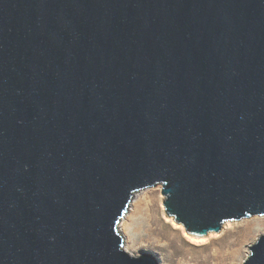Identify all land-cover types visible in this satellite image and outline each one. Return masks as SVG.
<instances>
[{"label": "water", "instance_id": "1", "mask_svg": "<svg viewBox=\"0 0 264 264\" xmlns=\"http://www.w3.org/2000/svg\"><path fill=\"white\" fill-rule=\"evenodd\" d=\"M156 185L189 234L264 216V0H0V264H159L119 229Z\"/></svg>", "mask_w": 264, "mask_h": 264}, {"label": "rangeland", "instance_id": "2", "mask_svg": "<svg viewBox=\"0 0 264 264\" xmlns=\"http://www.w3.org/2000/svg\"><path fill=\"white\" fill-rule=\"evenodd\" d=\"M163 200L160 185L142 189L133 196L126 213L129 216L126 234L120 230L128 253L152 254L159 264H242L248 246L264 233V219L253 216L227 221L229 225L224 224L219 233L193 235L202 239L191 240L170 222L173 218L166 215ZM248 236L244 243V237Z\"/></svg>", "mask_w": 264, "mask_h": 264}, {"label": "bare ground", "instance_id": "3", "mask_svg": "<svg viewBox=\"0 0 264 264\" xmlns=\"http://www.w3.org/2000/svg\"><path fill=\"white\" fill-rule=\"evenodd\" d=\"M128 215L126 214L124 217H123V219L121 220V222H120V224H119V229L121 230V231H123V234H126V228H127V226H128ZM262 219H264V216H262ZM170 220V222L171 223H173V225L174 226H176L177 228H180L182 231H183V234H184V236L185 237H189L191 240H196V238H199V237H195V236H193V234L192 235H189V234H187V232L182 228V226L181 225H178V224H174V222H173V220L172 219H169ZM262 222H263V224H264V220H262ZM225 224V226L226 225H229V222H225L224 223ZM120 231V232H121ZM211 235V234H210ZM197 236V235H196ZM248 238H249V236L248 237H244V243L245 242H247V240H248ZM199 239H202V238H199Z\"/></svg>", "mask_w": 264, "mask_h": 264}]
</instances>
